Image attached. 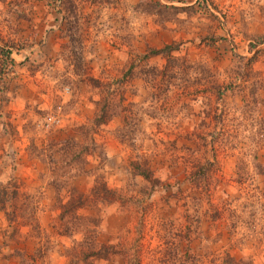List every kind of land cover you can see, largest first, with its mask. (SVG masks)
<instances>
[{"label":"rangeland","instance_id":"374dc122","mask_svg":"<svg viewBox=\"0 0 264 264\" xmlns=\"http://www.w3.org/2000/svg\"><path fill=\"white\" fill-rule=\"evenodd\" d=\"M0 264H264V0H0Z\"/></svg>","mask_w":264,"mask_h":264},{"label":"trees","instance_id":"16d2710c","mask_svg":"<svg viewBox=\"0 0 264 264\" xmlns=\"http://www.w3.org/2000/svg\"><path fill=\"white\" fill-rule=\"evenodd\" d=\"M138 175L142 176L144 179H150L149 176H148L147 174H145L143 171H140V173H139ZM79 202H80L79 199H78V201H77L76 203H75V199H72V200L70 201L69 205H72V204L75 203L74 206H75L76 208H78V205L80 204ZM96 254H97V256H105V255H99V253H96Z\"/></svg>","mask_w":264,"mask_h":264}]
</instances>
